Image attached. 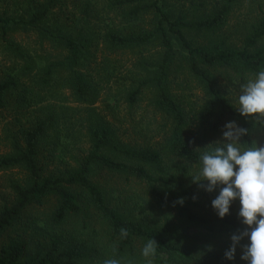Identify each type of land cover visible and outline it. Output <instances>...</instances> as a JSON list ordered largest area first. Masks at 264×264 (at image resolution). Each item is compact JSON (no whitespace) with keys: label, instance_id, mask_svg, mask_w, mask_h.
Returning a JSON list of instances; mask_svg holds the SVG:
<instances>
[{"label":"trees","instance_id":"1","mask_svg":"<svg viewBox=\"0 0 264 264\" xmlns=\"http://www.w3.org/2000/svg\"><path fill=\"white\" fill-rule=\"evenodd\" d=\"M240 1L106 0L113 16L101 51L138 58L124 93L128 112L149 95L150 112L162 121L147 130L151 137L139 132L141 142L123 140L91 109L100 95L88 69L99 51L91 34L49 27L51 0L30 1L21 17L9 7L0 13V110L16 116L0 170L21 174L8 180L0 206V264H264V154L254 138L264 131V104L239 106L228 91L231 82L264 78V10L232 40L225 29ZM18 34L34 35L60 56L46 62L17 43ZM179 78L199 94L178 89ZM57 83L87 107L81 155L65 152L62 142L80 134V117L59 125L53 106L42 105ZM202 172L199 192L189 193ZM104 175L143 185L148 206L168 208L172 221L121 212ZM196 199L216 203L215 214H194ZM143 201L136 197L135 205ZM48 202L46 213L25 220Z\"/></svg>","mask_w":264,"mask_h":264},{"label":"rangeland","instance_id":"2","mask_svg":"<svg viewBox=\"0 0 264 264\" xmlns=\"http://www.w3.org/2000/svg\"><path fill=\"white\" fill-rule=\"evenodd\" d=\"M30 1L42 0H0V13L5 11V9L7 10L9 7V14L11 13L15 17L24 16L30 8ZM51 1L52 9L46 21L49 27H66L72 32L84 29L85 32L87 31V33L91 34L95 44L99 48L96 55L97 63H92L88 68L94 81L100 85L98 102L91 109L105 121L109 122L111 127L117 131L118 135L125 141L131 140L141 142L142 138L138 135L141 131L146 132L148 137L153 136V133L149 135L147 130L151 132L155 131V128L161 124L162 121L158 116L155 117L150 112L147 103L149 95L144 96L131 112H128L127 105L124 103V93L129 88L130 78L134 74L133 63L138 59L137 54L126 53L108 55L101 51V46L99 45L100 34L105 30L110 18L113 16L107 9L106 0ZM258 9L264 10V0H241L229 18V24L225 29L226 35L232 40H237L243 31V26L251 22L255 16L257 17L259 13ZM15 41L25 48H28L32 53H37V56L44 59L46 62L60 56L58 52L51 49L48 45L44 44L41 46L39 42L36 41L34 35L18 34L15 36ZM106 58L108 60L105 66H102V61ZM3 60L4 58L0 53V62H3ZM176 83L179 86L178 89H188L192 93L199 94L198 90L195 89V85L187 78H179ZM51 89L52 94L51 90L47 91V101H44L42 105L53 106L50 109V113L52 114L54 112L56 116L58 115L57 119H60L59 125L71 123L74 118L80 117V134H77L72 140L66 141L63 139L62 142H65L67 146L65 152L74 154L80 153L81 155L87 149L86 140L82 133L83 129L81 128L85 118L84 111L87 107L74 103L70 97L69 91L63 87L62 83L52 85ZM228 91L236 99L239 106L241 103L249 102L264 104V78L260 80L250 78L244 85L240 84L239 81L231 82ZM50 94L51 97H49ZM72 110L76 111L72 112ZM15 119V111L11 109L0 110V154L7 151L8 142L6 141V136L16 131L14 126ZM231 128H233V126ZM72 129L79 130L78 127H72ZM192 133L194 136L198 137L197 131H193ZM223 135L221 136L224 139L226 138L227 141H230L231 138L233 140L234 138L231 133ZM254 138L257 142V150L261 152V154H264V131H257ZM159 139L160 138L155 136L151 142ZM208 144L211 145V142ZM216 173L218 174V172ZM206 174V172L193 174L195 179L194 182H190L189 193L197 195L200 187L199 178L201 175L205 178ZM212 174L215 175V173ZM20 176L21 174L16 171L0 170V206L2 202L9 197V191L7 189L8 180H13ZM103 178V181H101L103 185L108 190L113 189L116 191L113 195H109L113 200V206L119 207V210L127 216L149 223L172 221V217H170L172 216V211L168 208L150 207L151 203L147 200L149 197L145 195V188L143 185L135 181L127 182L125 179L118 177L104 175ZM234 194L236 193L230 192V196ZM136 197L144 198L146 202H140L137 206L135 205ZM194 204L195 208H192V212L196 215L208 218L213 216L216 212V203L212 200L196 199ZM50 205L51 202H48L41 207H34L29 214L24 217L25 220L29 219L30 221L32 220V216L39 217L40 214L46 213L51 207ZM261 209H263V205H260L259 211ZM259 238L264 241L262 236H259ZM262 250L264 252V246ZM238 252L242 257L248 259V257L244 256V252Z\"/></svg>","mask_w":264,"mask_h":264}]
</instances>
